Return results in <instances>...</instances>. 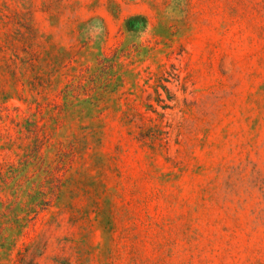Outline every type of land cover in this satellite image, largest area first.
I'll return each mask as SVG.
<instances>
[{
    "label": "rangeland",
    "instance_id": "rangeland-1",
    "mask_svg": "<svg viewBox=\"0 0 264 264\" xmlns=\"http://www.w3.org/2000/svg\"><path fill=\"white\" fill-rule=\"evenodd\" d=\"M0 264H264V0H0Z\"/></svg>",
    "mask_w": 264,
    "mask_h": 264
}]
</instances>
